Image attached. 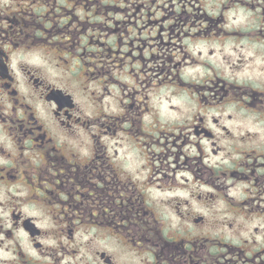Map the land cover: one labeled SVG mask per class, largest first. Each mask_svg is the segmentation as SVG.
Listing matches in <instances>:
<instances>
[{
  "label": "flooded vegetation",
  "instance_id": "af4514ba",
  "mask_svg": "<svg viewBox=\"0 0 264 264\" xmlns=\"http://www.w3.org/2000/svg\"><path fill=\"white\" fill-rule=\"evenodd\" d=\"M256 57L264 0H0V264H264Z\"/></svg>",
  "mask_w": 264,
  "mask_h": 264
},
{
  "label": "rangeland",
  "instance_id": "374dc122",
  "mask_svg": "<svg viewBox=\"0 0 264 264\" xmlns=\"http://www.w3.org/2000/svg\"><path fill=\"white\" fill-rule=\"evenodd\" d=\"M242 21H243V20H242ZM251 22H253V20H251ZM245 50H246V51L243 52V55L252 58V55H253V54H252V48H251V46L248 45V46L246 47ZM261 54H263V53L261 52ZM253 57H254V55H253ZM260 58H261V57H256L255 60H256V62L258 63L259 66H263V65H264V62H261V61H260ZM211 59H212V60H215L213 57H212ZM242 75H245V74H242ZM263 76H264V75H263ZM250 77H252V76H250ZM233 78H237V75L233 76ZM239 78L241 79V78H243V76H240V75H239Z\"/></svg>",
  "mask_w": 264,
  "mask_h": 264
}]
</instances>
